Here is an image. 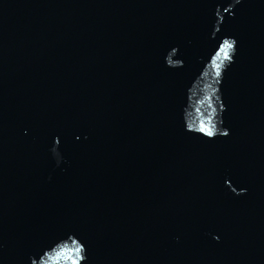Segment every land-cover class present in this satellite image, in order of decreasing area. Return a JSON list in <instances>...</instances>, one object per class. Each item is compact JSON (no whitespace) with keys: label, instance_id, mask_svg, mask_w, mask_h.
<instances>
[{"label":"water","instance_id":"1","mask_svg":"<svg viewBox=\"0 0 264 264\" xmlns=\"http://www.w3.org/2000/svg\"><path fill=\"white\" fill-rule=\"evenodd\" d=\"M0 264H264V0H0Z\"/></svg>","mask_w":264,"mask_h":264},{"label":"snow or ice","instance_id":"2","mask_svg":"<svg viewBox=\"0 0 264 264\" xmlns=\"http://www.w3.org/2000/svg\"><path fill=\"white\" fill-rule=\"evenodd\" d=\"M225 47H226V48H232V44H230V43H228L227 41H225ZM201 131H203V129H201ZM208 135L211 136L212 133L209 132ZM223 135H224V136H227V135H228V132L223 133ZM83 251H85V247H83ZM82 258H83V260H85V259H86V256L84 255Z\"/></svg>","mask_w":264,"mask_h":264}]
</instances>
